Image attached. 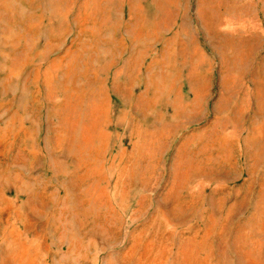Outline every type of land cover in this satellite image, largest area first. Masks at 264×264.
Listing matches in <instances>:
<instances>
[{
    "label": "rangeland",
    "instance_id": "374dc122",
    "mask_svg": "<svg viewBox=\"0 0 264 264\" xmlns=\"http://www.w3.org/2000/svg\"><path fill=\"white\" fill-rule=\"evenodd\" d=\"M0 264H264V0H0Z\"/></svg>",
    "mask_w": 264,
    "mask_h": 264
}]
</instances>
